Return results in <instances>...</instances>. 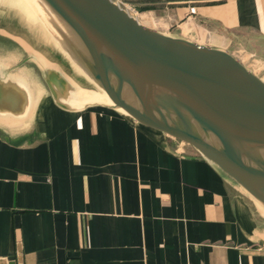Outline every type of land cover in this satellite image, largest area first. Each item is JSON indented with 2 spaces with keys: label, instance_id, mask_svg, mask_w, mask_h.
<instances>
[{
  "label": "crops",
  "instance_id": "0c3cea01",
  "mask_svg": "<svg viewBox=\"0 0 264 264\" xmlns=\"http://www.w3.org/2000/svg\"><path fill=\"white\" fill-rule=\"evenodd\" d=\"M125 1L168 31L184 19L182 38L264 61V0ZM48 56L0 58V264H264L260 203L105 101L76 92L59 106L46 69L88 87Z\"/></svg>",
  "mask_w": 264,
  "mask_h": 264
},
{
  "label": "water",
  "instance_id": "95a60500",
  "mask_svg": "<svg viewBox=\"0 0 264 264\" xmlns=\"http://www.w3.org/2000/svg\"><path fill=\"white\" fill-rule=\"evenodd\" d=\"M44 2L75 34L82 67L107 104L190 146L264 207L260 77L231 53L157 31L112 0ZM43 78L61 107L79 92L58 70L46 69Z\"/></svg>",
  "mask_w": 264,
  "mask_h": 264
},
{
  "label": "rangeland",
  "instance_id": "374dc122",
  "mask_svg": "<svg viewBox=\"0 0 264 264\" xmlns=\"http://www.w3.org/2000/svg\"><path fill=\"white\" fill-rule=\"evenodd\" d=\"M20 3L21 0H0V58L17 61L19 58L23 59V57H26L29 54L36 58H38L40 54L46 57H49L48 55L51 57L55 56L68 67L71 66V72H73L72 74L75 77H78L81 83L87 85V89L83 90L82 87L79 88V92L84 93L83 97L86 100L90 102H102L103 100L100 96L101 91L97 83L90 77L85 69H83V67L80 66L75 59H73L70 51H68L62 44L61 35L58 31L53 27H51V29L47 28L41 21L38 20L33 11L28 13L26 8L21 6ZM127 4L129 7L133 8V11H136V14L132 13V16L138 18L139 21L147 17L149 20V26L157 31L171 35L177 34V37L182 38L180 33L183 29L187 30V27L190 26L184 24L185 20L183 19L178 23L182 24V29L178 28L177 30H169V32L167 28L161 24V22L166 23V20L160 22L158 16L155 14L145 10H137L133 5L129 3ZM61 27L66 31L65 34L63 31L61 32L66 38H68L70 49L76 52V44L73 41V36L68 32V28L63 23L61 24ZM58 29L60 28L58 27ZM196 38L198 39V37ZM200 43L205 46L210 44V42L205 39ZM208 47L222 49L212 45H209ZM227 50L232 51L230 47H227ZM232 54L236 59L239 57L240 59L238 58L237 60L242 65L264 81V61H254V59L257 58L256 56L248 57L247 59V56L244 55L245 53L243 52H235ZM29 62L32 61H28V63ZM187 147L189 146L187 145Z\"/></svg>",
  "mask_w": 264,
  "mask_h": 264
},
{
  "label": "bare ground",
  "instance_id": "6f19581e",
  "mask_svg": "<svg viewBox=\"0 0 264 264\" xmlns=\"http://www.w3.org/2000/svg\"><path fill=\"white\" fill-rule=\"evenodd\" d=\"M20 5L25 7L28 13H31V11H33L36 14L38 20L41 21L47 28L49 29H51V27L55 28L58 31V33L61 35V42L64 45V47L68 51H70L73 59H75L78 62V64L82 66L81 61L78 58V53L70 49L68 38H66L61 32L63 31L64 34L66 32L64 29H62L61 24L63 23L68 28L69 30L68 32L73 36V39L74 38L77 39L75 34L67 26V24L51 9V7L46 2H44V0H21ZM58 27L61 30L58 29ZM76 49H78L77 46H76ZM100 91H101L100 96L102 100L105 101L106 103L112 104V101L109 99V97L105 94V92L101 88H100ZM125 91L126 93H124V98L127 101L131 102L132 104H135V100L131 96V93L129 92V90L125 89ZM254 155H258V154L254 153ZM258 157L264 160V156H258Z\"/></svg>",
  "mask_w": 264,
  "mask_h": 264
},
{
  "label": "built area",
  "instance_id": "2783aa9c",
  "mask_svg": "<svg viewBox=\"0 0 264 264\" xmlns=\"http://www.w3.org/2000/svg\"><path fill=\"white\" fill-rule=\"evenodd\" d=\"M112 1L115 2L121 8H123L124 10H126L130 15H132V13L136 14V11H133V8L129 7V5L127 4V2L125 0H112ZM131 11H133V12H131Z\"/></svg>",
  "mask_w": 264,
  "mask_h": 264
}]
</instances>
